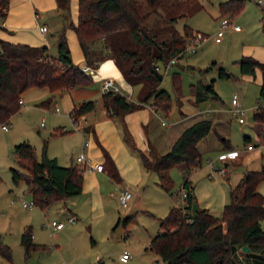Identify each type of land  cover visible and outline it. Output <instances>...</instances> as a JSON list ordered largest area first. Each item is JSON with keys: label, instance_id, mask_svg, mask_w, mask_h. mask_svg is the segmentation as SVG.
I'll use <instances>...</instances> for the list:
<instances>
[{"label": "trees", "instance_id": "16d2710c", "mask_svg": "<svg viewBox=\"0 0 264 264\" xmlns=\"http://www.w3.org/2000/svg\"><path fill=\"white\" fill-rule=\"evenodd\" d=\"M57 2L63 5L67 0ZM242 5L243 0L221 1L218 3L219 14L231 17ZM7 6L8 0H0V18L5 16ZM138 6V0H76V21L74 25L70 24L88 67L94 68L101 60L109 58L128 84L138 86L137 102L117 90L101 91L100 104L113 115L134 110L147 99L153 108L164 114L168 111L170 95L158 87L161 73L154 67L158 62L162 67L170 58L175 60L185 50L186 39L193 34L185 24L181 33L172 29L170 22L175 17L166 20L163 25L167 30L165 33L148 30L143 21L149 11H140ZM261 27L264 28V14ZM163 34L166 36L160 37ZM45 49L44 45L0 39V124L7 122L18 110L17 100L29 88L45 86L49 95L36 104L47 106L53 93L90 81L88 75L71 62L63 33L58 34L55 57L47 56ZM236 63L240 74L253 75L254 69H259L261 81L257 98L264 100V63L249 55H240ZM216 74L221 78L229 76L221 66H217ZM211 80L206 85L209 91H212ZM171 84L178 94L179 83L174 76ZM95 104V99L81 100L73 104L70 115L75 119L92 110ZM251 117L255 131L261 133L264 104L258 103ZM210 127L209 119L194 120L182 128L164 153L154 156L138 152L143 168L154 172L158 184L166 190L168 169L174 164H182L179 188L186 189L184 204L182 207L169 206L165 215L158 218V229L145 247L154 252L163 264H229V253L234 246L264 243V228L260 225L264 219V198L255 188L264 180V165L244 172L229 188L227 201L219 215L201 207L191 210L194 196L187 174L199 165L200 155L195 144ZM12 152L17 168H9L10 180L14 184L19 181L25 184L34 206L43 209L53 201L64 200L80 192L79 164H58L55 157L46 155L44 144L37 159L33 146L25 140L13 144ZM19 244L24 257L31 250L44 248L32 241L29 226H24L20 232ZM0 256L10 261V249L1 238Z\"/></svg>", "mask_w": 264, "mask_h": 264}, {"label": "rangeland", "instance_id": "374dc122", "mask_svg": "<svg viewBox=\"0 0 264 264\" xmlns=\"http://www.w3.org/2000/svg\"><path fill=\"white\" fill-rule=\"evenodd\" d=\"M221 1L225 0H138V7L140 11H149L143 26L152 32L165 33L167 30L163 25L166 20L175 17L170 22L172 29L181 33L185 24L191 29V33L198 31L205 37L200 43L181 52L165 71L161 70V63H157L161 73L158 87L170 95L168 111L165 114L159 112L161 120H166L167 125L173 126L174 120L183 115L193 116L197 111L207 110V113L198 116L218 118L219 125L222 124L218 131L225 134L232 147H240L243 133H248L252 140L255 139L251 133L252 108L256 103L264 104V100L257 98V84L242 77L235 60L243 44L264 40V28L262 30L261 27L264 0H243L242 7L231 17L220 16L218 3ZM70 11L69 0L63 5L55 0L52 8L37 11V22H44L47 28V56H56L59 33H63L66 41L64 32L71 23ZM221 17L229 18L240 30L233 31L230 27H223L222 32L217 35L218 41H214ZM217 66L223 67L229 72V76L218 77ZM172 76L178 80V94L172 88ZM210 79L212 91L206 89ZM30 91L32 90L27 89L21 93L23 103L8 119L9 123L5 122L6 129L0 128V238L10 249V261L0 256V264L26 263L23 248L19 244V234L24 226L30 227L32 240L44 247L29 252L26 257L29 264H51L56 260L60 264H162L154 252L144 250V247L149 237L157 231L158 218L165 215L169 206L176 205V195L182 179L178 164L172 165L167 171L168 192L158 184L154 172L145 171L141 184L127 185L131 196L125 207H120L117 203V189H107L101 214L93 213L79 194L67 200H56L44 209L34 205L21 206L22 201H31V195L22 181L14 184L10 180L9 168H17L12 152L13 144L22 140L29 142L38 159L43 143L45 148L48 146L54 151L59 148L60 140L49 132L51 124H54L53 127L60 125L58 118L51 112L53 101L51 100L48 108L40 107L36 103L45 97L33 100L29 96ZM232 93L237 95L241 115L230 111ZM52 97L57 98V93H53ZM56 105L60 108L58 103ZM238 116L243 122L237 121ZM161 120L155 118L154 123L158 128L165 129V126L159 124ZM218 152L220 151L207 147L199 149L203 168L191 169L189 173L193 174V178L204 173V163L208 165V171L212 164L214 168L223 167V161L216 160ZM224 168L231 171L230 165ZM71 199L78 201L77 208L70 206V203L74 204ZM68 217H73L74 222L70 223ZM50 221H59L62 227L57 230L47 227L46 223ZM122 251L129 255L124 262L117 258Z\"/></svg>", "mask_w": 264, "mask_h": 264}, {"label": "crops", "instance_id": "0c3cea01", "mask_svg": "<svg viewBox=\"0 0 264 264\" xmlns=\"http://www.w3.org/2000/svg\"><path fill=\"white\" fill-rule=\"evenodd\" d=\"M54 5L55 0H8L6 14L0 19V39L13 43H25L33 46L44 45L47 47V28L45 27L46 30L43 33L39 31L38 27L41 25L45 26V24L44 22H37L36 14L38 10L42 11L46 8H52ZM69 6L71 10L70 21L74 25L76 21V0H69ZM64 33L71 62L80 69L87 67L83 72L88 75L90 81L85 85H76L68 90L56 92L57 98L52 97L54 106L51 108L53 110L51 112L58 118V122H60L58 124L60 125L53 127L54 124H51L49 132L52 136L60 139L59 148L51 151L48 146L45 148L44 145V149L46 155L55 157L57 163L61 165L76 163L75 157L80 151H83L85 157L89 160L102 164V169L99 171L81 170L80 192L77 193L82 196V201L85 200L88 203L93 213L101 214L107 189L114 187L118 191V189L127 187L129 184L139 185L142 183L144 172H147V170L141 165L138 152L154 156L164 153L169 149L183 127L194 120L204 118L198 115L208 111H197V114L193 116L183 115L174 120L173 126L160 121L159 124L165 126V129L158 128L157 124L154 123L155 118L161 120V116L159 115L160 111L149 104L150 99H147L140 107L121 115L111 114L101 106L99 101V95L102 91L101 83H106L107 89L117 90L134 102L138 101V86L128 84L109 58L101 60L94 68L88 67L85 64L83 54L71 26ZM240 55H249L264 63V40L243 44L237 57L239 58ZM241 75L245 80L254 81L257 86L261 81V74L257 68L254 69L253 75ZM98 82H100V85H98ZM29 90H32L29 96L33 100L42 99L49 95L45 86L29 88ZM91 97L96 100L94 108L77 116L74 123H72L70 110L73 104L81 100L91 99ZM56 103L59 104L60 108H58ZM48 105L38 106L48 108ZM256 105L252 108V111ZM55 106L58 109L57 111L54 110ZM13 114L8 118L9 120ZM205 119L211 121V127L196 142L195 146L198 152L201 147L215 149V151L228 149L237 151V155L234 158L223 160L222 162L223 167L230 165L231 171L226 170V168H224L223 174L218 171V168H210L208 171V165L204 163V168H206L204 173L196 175L197 177L194 178L192 173L188 172L187 174V180L191 186V193L194 196L196 207L206 208L213 215H219L227 201L229 188L237 182L244 172L257 170L261 165H264V123H262V132L257 133L251 117V133L255 139L252 140L248 133H243L241 146L232 147L225 134L223 135L222 132L218 131L222 125L221 123L219 125L218 118ZM7 122L9 123V121ZM57 129L62 131L58 132ZM71 129L74 131H71ZM209 134L212 135L209 136ZM207 136L209 138L206 140ZM243 136H246V138L243 139ZM224 139L227 141L225 142ZM247 145H250V148H247ZM107 160L110 161L109 164ZM178 166L182 175V164L178 163ZM195 168L198 170L203 168L200 161ZM255 188L264 198V180L258 182ZM71 200L74 204L70 203V206L77 208L78 201L75 199ZM260 225L264 228V219L260 221ZM61 227L62 223L55 230ZM240 246H234L230 250L229 264H264V243L247 244V251L240 249ZM144 250H146L145 247ZM26 257L24 259L26 263L24 264H29L28 260L26 261ZM38 263L40 262L38 261ZM51 264H60V261L56 260V262Z\"/></svg>", "mask_w": 264, "mask_h": 264}, {"label": "built area", "instance_id": "2783aa9c", "mask_svg": "<svg viewBox=\"0 0 264 264\" xmlns=\"http://www.w3.org/2000/svg\"><path fill=\"white\" fill-rule=\"evenodd\" d=\"M0 24H1V22H0ZM223 27H230L234 31L239 30V27L236 24H233L232 21L229 18L221 17L220 20H219V28L215 32L214 37H213L214 41H218V36L217 35L220 32H222ZM38 29H39V31L41 33H43L46 30L44 25L39 26ZM204 38H205L204 35L201 34L200 32H198V31L193 32L192 36L186 39L187 43H186L185 49L192 48L193 45H196V44L200 43L202 40H204ZM173 62H174V59L170 58L165 63V65H163L161 67V70L165 71V69L168 67V65H170ZM154 68L159 70L158 65H155ZM86 69H87V67H82L81 68L82 71H85ZM106 89H107L106 83H104V82L101 83V90H106ZM17 102L20 105L22 100L19 98L17 100ZM230 103L232 105L231 109H230L231 113L236 114V115H241L242 109L240 108V103H239V101H238V99H237V97H236V95L234 93H232V95L230 97ZM54 110L55 111L58 110L56 106L54 107ZM70 120H71L72 123H74V121H75V119L72 117V115H70ZM237 121L238 122H242L243 119L238 116L237 117ZM161 122L162 123H167V121L163 120V119L161 120ZM0 128L1 129H6L5 123H1L0 124ZM247 148H250V145H247ZM236 155H237V151L234 150V149L222 150V151L217 153L216 159L220 160V161H223V160H227V159H232ZM75 162L80 165L81 170H86V171L98 170L99 171V170L102 169V164L100 162L89 160L87 157H85L83 151H80L76 155ZM210 168L214 169L213 164L210 165ZM218 171L221 174H223L225 169H224V167H221V168L218 169ZM130 196H131V192H130V190L127 187L118 189L117 195H116V199H117L118 205L120 207L127 206V201L130 198ZM176 196H177V200H176V205L175 206L182 207L183 204H184V201H185L184 199H185V196H186V189L185 188H179L178 194ZM21 206L30 207V206H33V204L31 202L27 203V202L22 201L21 202ZM67 220L70 223L74 222V218L73 217H68ZM60 225H61V222H59V221L58 222L50 221V222L46 223L47 227H52L53 229L58 228ZM128 257H129L128 253L126 251H122L118 255L117 258H118L119 261L124 262V261H126L128 259Z\"/></svg>", "mask_w": 264, "mask_h": 264}, {"label": "water", "instance_id": "95a60500", "mask_svg": "<svg viewBox=\"0 0 264 264\" xmlns=\"http://www.w3.org/2000/svg\"><path fill=\"white\" fill-rule=\"evenodd\" d=\"M71 205V204H70ZM196 209V204H195V202H193L192 204H191V210H195ZM240 249H242V250H248V248H247V246L245 245V244H243V245H241L240 246Z\"/></svg>", "mask_w": 264, "mask_h": 264}]
</instances>
